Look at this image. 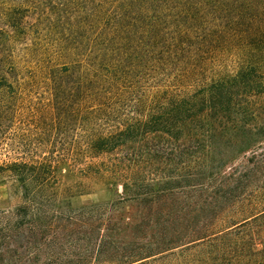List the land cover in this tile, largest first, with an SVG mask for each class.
<instances>
[{
  "label": "trees",
  "instance_id": "trees-1",
  "mask_svg": "<svg viewBox=\"0 0 264 264\" xmlns=\"http://www.w3.org/2000/svg\"><path fill=\"white\" fill-rule=\"evenodd\" d=\"M39 78L64 123L136 100L71 162L0 164L22 199L0 212V264H264V0H0V117ZM75 176L118 196L98 248L62 256L89 213L46 206Z\"/></svg>",
  "mask_w": 264,
  "mask_h": 264
},
{
  "label": "rangeland",
  "instance_id": "rangeland-1",
  "mask_svg": "<svg viewBox=\"0 0 264 264\" xmlns=\"http://www.w3.org/2000/svg\"><path fill=\"white\" fill-rule=\"evenodd\" d=\"M14 49L15 55L22 56L23 49L20 44H17ZM24 65L28 66V62H25ZM226 66L230 68L229 70L235 69L232 62ZM130 85L132 84L128 83L127 86ZM23 97L24 99L20 101V108L12 105V109L0 117V164L14 160L42 159L53 149L58 153L60 159L71 162L74 149L78 145L84 146L88 142L84 135L89 130L93 128L107 130L111 127H118L120 122L126 120L130 114L129 105L136 100V97L131 94H123L121 98L109 101L107 110L98 115L99 119L96 122V117L94 119L86 111L84 113L74 111L64 123L50 106L52 95L50 85L45 80L40 78L30 80L24 86ZM161 166L163 165L158 162L153 164L152 171L160 170ZM117 196L115 192L108 190L102 181L97 179L82 176L62 178L57 203L47 205L46 209L49 211L59 209L66 213H72L73 210L84 208L89 213L91 224L82 226L80 231L93 236V241L90 240L91 237L87 238L86 234L80 233L76 237H81L82 245H77L78 242L74 241L73 244L58 246L56 251L62 256L64 254L77 256L78 254H89L87 248L92 246L97 249V245L101 243L100 240L105 238L108 233L106 224H104L105 215L102 205ZM21 201L20 193L11 183L0 182V212L14 210ZM18 250L19 254H26L25 248H18ZM36 254L39 256L40 262L36 263L33 259L27 264H44L52 256L51 252L42 250L30 254L29 258L32 259V256L35 257Z\"/></svg>",
  "mask_w": 264,
  "mask_h": 264
}]
</instances>
